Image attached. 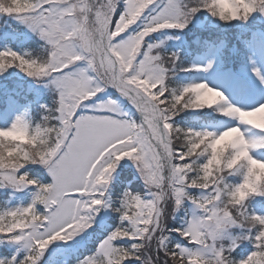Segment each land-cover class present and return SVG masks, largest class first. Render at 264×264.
Masks as SVG:
<instances>
[{
    "label": "snow or ice",
    "instance_id": "obj_1",
    "mask_svg": "<svg viewBox=\"0 0 264 264\" xmlns=\"http://www.w3.org/2000/svg\"><path fill=\"white\" fill-rule=\"evenodd\" d=\"M154 7L143 29L128 34ZM202 7L225 23L264 14V0H202ZM199 11L184 0H0V15L36 33L47 54L40 60L0 51V75L16 68L50 78L59 93L58 107L41 123L17 118L0 128V187L37 189L30 206L0 211V237L26 250L22 260L13 255L0 264H39L53 243L94 229L126 160L150 198L126 192L114 209L120 226L83 264H264V216L249 205L264 197V159L254 156L264 150V103L233 106L207 83L170 88L164 59L146 47L153 33L183 30ZM108 87L131 100L137 122L123 119L114 101L85 112ZM212 108L240 126L217 133L176 125L182 112ZM241 126L262 135L250 139ZM30 166L46 170L51 183L22 174ZM186 202L196 214L176 227L175 212Z\"/></svg>",
    "mask_w": 264,
    "mask_h": 264
},
{
    "label": "trees",
    "instance_id": "obj_2",
    "mask_svg": "<svg viewBox=\"0 0 264 264\" xmlns=\"http://www.w3.org/2000/svg\"><path fill=\"white\" fill-rule=\"evenodd\" d=\"M189 6L201 7V11L197 12L191 17L188 27L183 30H168L173 38L183 40L185 44L183 49L178 51V59L174 62L171 51L162 52V58L165 61V67L168 71V85L170 88L181 90L186 87L190 82V68L191 62L194 58L204 53L210 44L218 47L224 45L223 61L226 68L231 71H237L244 66V55L247 45L251 42L254 35L255 38L260 40L264 46V14L254 13L247 22L235 21L232 23H225L220 21L218 17H214L211 13L207 12L202 7V0H184ZM123 3L121 8L117 10L116 19L119 14H122ZM143 19L141 20V22ZM139 24V23H138ZM137 24V25H138ZM24 24L17 20L15 17H8L0 15V51H16L21 55L30 56L34 59L43 60L46 58L45 43L37 35H32L28 39H22L20 36L24 31ZM135 27L132 26L133 29ZM8 31L14 37L3 39L4 33ZM155 36L153 35V38ZM4 47V49L2 48ZM172 50V49H171ZM47 78L36 80L28 77L19 69L12 68L0 75V111L4 110L9 100L17 103H22L30 106L28 120L35 126L43 121L45 115H48L49 110L58 107V99L54 95L48 96L47 94L41 95L40 87L43 81ZM215 110H188L182 112L176 117V125L182 128H191L193 130H202L204 124H210L219 116L214 113ZM128 166L120 164L116 173L117 178L112 184L113 190L110 193V213L105 216L103 222L100 223L97 231H94L90 236L80 245L66 246L60 251L58 245H55V252L49 254L44 263L48 261L51 264H58L60 262H81L82 263L96 250V246L108 235L111 234L117 227L120 226L119 213L114 209L119 208L123 197L126 192H131L134 195H139L143 198L145 194V187L141 181H137L135 170L133 169L132 162L127 163L122 161ZM35 166H30L28 169L22 170V174H27L30 178L37 180L39 183H51L46 174V170H41L43 175L33 170ZM135 167V166H134ZM142 184V185H141ZM7 187H0V211H5L8 208V200L10 199ZM250 211L254 214L264 216V197H256L249 201ZM40 210L43 211L42 206ZM179 215V216H178ZM175 216L172 223L176 227H180V221L183 220L182 214ZM181 228V227H180ZM240 230H233V235L238 237ZM173 236H176L173 233ZM178 238V237H177ZM5 243L0 244V258H10L14 255L13 249L10 248L7 238L0 237ZM244 243H247L245 241ZM12 245V244H11ZM243 247V244L240 245ZM249 247L251 245L249 244ZM68 248V249H67ZM239 250V249H237ZM59 252V253H58ZM66 254L60 260L52 262L53 259L58 258L59 255ZM17 256V255H16ZM25 254H23L24 258ZM53 256H55L53 258ZM18 259L19 256H17ZM67 258V259H66Z\"/></svg>",
    "mask_w": 264,
    "mask_h": 264
},
{
    "label": "rangeland",
    "instance_id": "obj_3",
    "mask_svg": "<svg viewBox=\"0 0 264 264\" xmlns=\"http://www.w3.org/2000/svg\"><path fill=\"white\" fill-rule=\"evenodd\" d=\"M123 10V9H122ZM156 8L149 9L146 13L142 22H140L138 25H135L133 29H129L128 34H135L136 32L143 29L144 24L147 22V19L151 16L156 14ZM23 25V24H22ZM24 31L21 34L22 39H28L32 35H37L36 33H33L26 25L24 26ZM127 35V34H126ZM153 35L155 36L153 38ZM38 36V35H37ZM14 37L11 33L6 31L4 33L3 39ZM44 42V41H43ZM45 43V42H44ZM148 44L153 45L154 52L156 54H159L161 57V51L168 52L172 51V54L175 55L174 62L178 58V51L179 49H183L185 44L183 43V40H175V38L172 37V35L169 33L168 30H163L158 33H153L150 37L146 40V47ZM159 47H155V46ZM4 49V47H2ZM172 49V50H171ZM224 45L221 47H218L214 44H210L207 48V50L198 56L197 58H194L191 62V65L194 67L193 74L190 75V82L188 85L191 84H199V83H207L209 87H212L215 90L221 91L225 97L227 98L228 102L236 107H241L245 110H249L253 107L259 106L261 103H264V46L262 42L255 37L253 38V42L247 45V56L245 58L246 65L244 68L237 72H232L230 69H226V64H224L223 61V53ZM211 65V68L208 66ZM198 69H207V71H201ZM44 83L41 85V95L47 94L48 96L54 95L59 100V93L56 89L55 85L51 82L50 78H47V81L42 80ZM187 85V86H188ZM111 87H108L105 89V91L100 92L95 98H93L92 101L86 102L85 112L89 113L92 111H95L99 108L102 104H107L110 101H114L116 105L119 108L120 113L122 114V118L129 120L130 122H137L136 117L134 113L137 112L135 106L132 104L130 100V106L126 104L125 101L119 100L114 96L117 94L121 98L120 92H118L114 88V92H112ZM7 107L0 111V128H6L10 127L12 123L15 122L17 118H25L28 120L29 118V112H30V106L25 104H18L15 101L9 100V102L6 105ZM212 110H215L214 113H218L220 119L214 120L213 123H210L209 125L206 123L202 126V130L207 131H214V132H222L227 130L229 127L234 126H240L238 121L232 120L231 118L225 117L221 114L219 109L213 108ZM243 130H245L246 134L250 139L257 138L259 135H262L258 133L256 130L248 129L247 126H241ZM254 156L256 158L264 159V150H259L258 152L254 153ZM127 163H130L131 161H127ZM122 165L128 166L125 163L121 162ZM133 169L135 170L134 175H136L137 181H141L143 183L142 177H140L137 169L134 167L135 165L132 163ZM51 179L50 175L46 173ZM117 173H114L113 180L108 188V194L110 196L111 191L114 187H112V184L115 182L117 178ZM141 184V185H142ZM145 187V194L143 195L144 199L150 198V194L148 192L147 187ZM7 191L9 192L10 199L8 200V208L7 210H15L18 208H24L28 207L32 204L33 200L35 199V192L37 191L34 187L26 188L22 191H16L10 187H7ZM111 199V198H110ZM110 199L108 200V206L105 207L107 210L106 215L107 216L110 213ZM100 209L98 210V214L95 216L94 219V225L97 223V216ZM181 213L183 214V224H180L181 228H184L186 226V222L190 220L195 214L196 210L195 208L190 204V202H186L184 206L179 211L175 212V215ZM104 216V217H105ZM82 233L80 236H77L74 240L71 242H77L80 239H83L84 235L86 234ZM233 238H236L235 235H233L230 238H228V243L231 244V240ZM5 242L0 239V244L3 245ZM70 242L63 243V242H55L53 243L47 251L44 253L43 257L41 258L40 262H45V257L49 254H53L55 252V245H58L60 248V251L66 246H68ZM13 249L14 255H17L20 257H23V254L26 255V250L22 249L18 245H11L9 246ZM190 247V246H189ZM68 249V248H67ZM59 253V252H58ZM66 254L59 255L58 258H55L52 260H60L62 256ZM67 256V255H66ZM55 256H53L54 258ZM23 258H20L19 260H22ZM67 259V258H66ZM68 260V259H67ZM67 260L64 262H60L58 264H67ZM39 262V263H40ZM45 264H51L49 261Z\"/></svg>",
    "mask_w": 264,
    "mask_h": 264
}]
</instances>
